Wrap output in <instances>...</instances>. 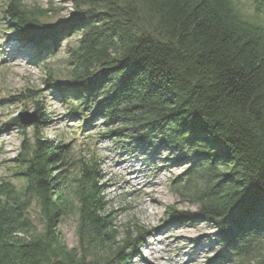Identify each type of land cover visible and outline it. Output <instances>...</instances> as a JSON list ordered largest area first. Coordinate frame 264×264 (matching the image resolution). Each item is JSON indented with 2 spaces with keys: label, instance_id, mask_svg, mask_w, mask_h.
Listing matches in <instances>:
<instances>
[{
  "label": "trees",
  "instance_id": "1",
  "mask_svg": "<svg viewBox=\"0 0 264 264\" xmlns=\"http://www.w3.org/2000/svg\"><path fill=\"white\" fill-rule=\"evenodd\" d=\"M60 1L74 11L47 25L10 0V33L34 59L79 33L71 79L54 88L76 100L73 114L87 128L102 119L136 148L177 154L188 168L175 190L198 209H173L175 222H211L230 262L264 264V0ZM42 115L16 159L24 185L0 182V264H130L140 237L114 247L98 166L75 175L70 147L40 133ZM67 192L77 201L75 248L57 230ZM33 201L41 232L28 215Z\"/></svg>",
  "mask_w": 264,
  "mask_h": 264
},
{
  "label": "rangeland",
  "instance_id": "2",
  "mask_svg": "<svg viewBox=\"0 0 264 264\" xmlns=\"http://www.w3.org/2000/svg\"><path fill=\"white\" fill-rule=\"evenodd\" d=\"M239 1L248 5L247 0ZM9 3L0 0V182H11L18 188L24 185L17 175L20 168L16 159L25 141L34 139L36 122L23 125L20 121L17 125L13 121L21 120L24 114L35 115L37 120L42 111L40 133L70 147L75 175L84 163L98 166L106 212L117 230L114 247L122 246L128 237H140L136 245H141L130 264H233L235 259L230 262L224 256L217 242L218 230L211 222H175L173 209H198L196 203L175 190L174 181L186 172V162H175L177 154L166 150L152 153L136 148L128 136L109 134L100 118L93 120L91 128L84 127L82 113L75 116L72 112L76 100H66L54 89L71 79L67 56L80 34L65 38L55 55L34 59L32 51L10 33L5 13ZM22 7L47 25L63 21L74 11L72 4L60 0H22ZM44 10L45 14L37 13ZM67 198L69 212L57 230L66 247L75 248L79 244L77 201L73 192H67ZM28 215L36 231H43L36 201Z\"/></svg>",
  "mask_w": 264,
  "mask_h": 264
},
{
  "label": "water",
  "instance_id": "3",
  "mask_svg": "<svg viewBox=\"0 0 264 264\" xmlns=\"http://www.w3.org/2000/svg\"><path fill=\"white\" fill-rule=\"evenodd\" d=\"M21 123L23 125H31L33 123L36 122V116L35 115H27V114H24L21 116Z\"/></svg>",
  "mask_w": 264,
  "mask_h": 264
}]
</instances>
